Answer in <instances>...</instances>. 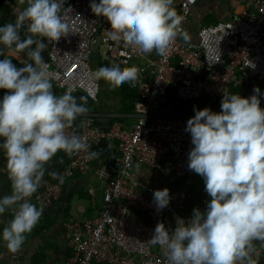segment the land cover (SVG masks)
Listing matches in <instances>:
<instances>
[{"label": "clouds", "instance_id": "clouds-1", "mask_svg": "<svg viewBox=\"0 0 264 264\" xmlns=\"http://www.w3.org/2000/svg\"><path fill=\"white\" fill-rule=\"evenodd\" d=\"M18 2L26 7L14 22L0 26V90L5 93L0 100V151L11 189L10 195L0 197V215L10 212L13 217L2 230L4 246L12 254L22 249L42 217L43 203L31 201L49 161L60 151L68 156L83 151L89 159L99 155L89 151L86 138L74 128L89 111L88 97L73 96L71 89L57 95L42 55L48 43L60 41L69 30L61 15L65 0ZM89 7L107 21L111 40L145 55L166 56L180 34L183 18L173 0H91ZM16 53L26 57L23 67L9 58ZM249 66L254 67L251 62ZM139 74L136 66L113 64L91 76L137 87ZM253 93L244 98L224 92L220 112L194 107L186 122L192 145L188 170L202 177L211 199L204 211L194 208L187 223L178 218L171 231L157 224L148 243L163 249L165 264H256L257 244L264 249V109L259 87ZM87 123L81 119L79 127ZM153 202L158 212L167 208L169 190H155Z\"/></svg>", "mask_w": 264, "mask_h": 264}, {"label": "built area", "instance_id": "built-area-1", "mask_svg": "<svg viewBox=\"0 0 264 264\" xmlns=\"http://www.w3.org/2000/svg\"><path fill=\"white\" fill-rule=\"evenodd\" d=\"M228 1L233 8L243 6V10L229 20L196 29L195 7L200 0H173L175 11L183 18L178 26L180 34L168 54L160 57L111 40L107 21L91 11V0H65L61 15L69 30L60 41L46 47L45 62L53 86L63 93L71 89L72 95L85 94L91 103L99 104L102 82L94 80L91 73L99 69L100 57L108 67L120 64L122 68L140 69L137 87L128 83L115 85L117 89L128 85L138 96L132 126H124L118 121L120 116L113 115V127L104 133L96 128L95 115L83 117L88 123L79 134L86 138L89 151L95 152L102 141H112L118 143L119 156L95 170L105 187L100 215L95 219L70 220L66 225V264H165L163 249L148 241L158 223L173 230L164 219L178 215L191 198L195 173L188 170L192 145L190 134L184 129L194 115L165 114L162 99L172 90L182 101H219L224 92L235 94V89L247 79L264 81V0ZM25 7L18 1L13 5L14 21ZM195 32L197 40H189ZM183 34H187V40ZM170 156L174 178L181 181L180 189L169 193V206L158 212L153 202V193L158 189L142 180L138 166L156 168ZM70 157V164L56 181L43 178L32 197L34 204L43 203L44 209H51L62 199L66 182L89 174L97 163V157L89 159L83 151ZM263 255L257 246L253 259L258 261Z\"/></svg>", "mask_w": 264, "mask_h": 264}, {"label": "crops", "instance_id": "crops-1", "mask_svg": "<svg viewBox=\"0 0 264 264\" xmlns=\"http://www.w3.org/2000/svg\"><path fill=\"white\" fill-rule=\"evenodd\" d=\"M18 0H0V26L5 23L14 22L12 7ZM196 21L203 23V19L208 15L217 17L220 20H229L237 12L243 10V6L233 8L228 0H200L195 7ZM202 21V22H201ZM201 27V26H200ZM198 29V28H197ZM27 34L26 29L21 30V37ZM189 40L196 41V32L190 36ZM47 49L42 53L44 60L47 57ZM4 57L0 56V59ZM13 59V64L17 68L23 67L26 57L23 53H16L10 55ZM99 60V57L96 56ZM104 64L100 57V62ZM100 68V66H99ZM102 82V95L99 104H93L88 100L87 107L89 109L87 114L95 115V125L101 132L108 133L113 127V121L110 119L113 115L120 116V121L124 126L130 127L135 123V103L138 101V96L135 92H131L127 87L117 89L115 85ZM259 87L261 91L260 107L264 109V81L258 79H247L239 87L235 89V94H239L244 98L253 95V88ZM53 90L57 95L64 93L53 86ZM4 91L0 90V100L4 95ZM73 96H86L78 93ZM215 102V101H213ZM221 100L218 101V106L213 110L214 112L221 111ZM83 117L78 118L75 122L74 128L79 132L80 121ZM118 143L112 141H102L95 149L99 155L91 172L87 175H77L70 178L65 185V191L62 199L57 202L51 209H44L41 219L35 226L33 231L27 235V239L22 246V249L15 254L9 253L2 241V230L11 220V213L5 212L0 215V264H66L69 256L68 242L66 235V225L70 220H85L97 218L104 206L105 187L100 182L95 174L98 167L111 163L119 156ZM71 162V157L66 155L63 151L58 152L51 161L46 165V172L44 178L50 181H56L58 174L63 171ZM172 156L167 162L162 163L159 167L150 168L139 165L138 170L141 174L142 180L147 184L155 186L158 190L167 188L169 193H175L180 189V182L174 178L172 167ZM51 173H56L53 177ZM205 185L202 177L195 174V182L190 189L191 198L186 207L178 213L184 219L192 216L194 208H199L204 211L206 202L210 201V197L204 190ZM10 182L7 178L6 172V158L2 151H0V197L10 195ZM33 202V199L31 201ZM175 216H166L164 222L167 226L175 227ZM259 247V244H257ZM264 251V249H262ZM256 264H264V255Z\"/></svg>", "mask_w": 264, "mask_h": 264}, {"label": "trees", "instance_id": "trees-1", "mask_svg": "<svg viewBox=\"0 0 264 264\" xmlns=\"http://www.w3.org/2000/svg\"><path fill=\"white\" fill-rule=\"evenodd\" d=\"M215 17V16H214ZM219 20L215 17V21L211 24L217 23ZM100 67H108L107 64L100 62ZM132 93L134 92L129 86H126ZM138 100V99H137ZM218 106V101H210L208 98H202L200 100L182 101L176 98L175 94L171 90L170 93L162 99V111L165 114L170 115H194V107L198 110L204 108H210L212 111ZM214 112V111H213ZM27 239V238H26Z\"/></svg>", "mask_w": 264, "mask_h": 264}, {"label": "rangeland", "instance_id": "rangeland-1", "mask_svg": "<svg viewBox=\"0 0 264 264\" xmlns=\"http://www.w3.org/2000/svg\"><path fill=\"white\" fill-rule=\"evenodd\" d=\"M202 21H203V23H200V22L196 21V24H195V28L196 29L199 28L202 25H209V24H211L212 22L215 21V17L213 16V14L212 15H208ZM103 52H104V50L102 49L99 54L102 56L103 55Z\"/></svg>", "mask_w": 264, "mask_h": 264}, {"label": "water", "instance_id": "water-1", "mask_svg": "<svg viewBox=\"0 0 264 264\" xmlns=\"http://www.w3.org/2000/svg\"><path fill=\"white\" fill-rule=\"evenodd\" d=\"M94 58H96V57H94ZM176 217H177V219H178V218H182L184 221L186 220V219H184L183 217H181L180 215H176ZM177 219H176V221H177ZM185 222H186V221H185ZM175 227H176V224H175ZM175 227H174V228H175Z\"/></svg>", "mask_w": 264, "mask_h": 264}]
</instances>
